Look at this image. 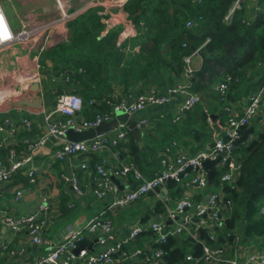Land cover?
<instances>
[{
    "label": "trees",
    "instance_id": "trees-1",
    "mask_svg": "<svg viewBox=\"0 0 264 264\" xmlns=\"http://www.w3.org/2000/svg\"><path fill=\"white\" fill-rule=\"evenodd\" d=\"M235 1L128 0L123 10L136 31L129 44L128 41L117 43L118 28H111L101 36L105 17L100 13L101 7L88 8L68 22L69 35L64 41L40 54L38 62L43 86L45 89L51 87V79L65 77L66 85L56 83L52 89L57 94L78 93L83 100V119L91 120L97 112L112 115V105L129 95L148 91L151 87L162 93L167 86L181 82L184 56L206 42L198 51L200 63L188 87L200 96L205 107L197 106L189 112L184 122L166 137L159 140L152 137L149 132L154 128L143 130L139 140L129 132L128 139L114 147L120 159L133 162L144 177H152L160 166L159 152L170 141L177 140L189 146L191 152L198 151L211 141L214 126L210 113L219 114L220 124L236 117L241 112L232 115L224 108L240 104L264 85V0H240V6L225 19ZM187 21L193 26L187 27ZM225 75L231 77V82L222 102L212 86ZM217 104L224 108H218ZM249 126H243L242 133ZM254 128L252 136L233 153L241 163L235 185L222 187L226 195L223 200H231V210L224 214L222 228L208 229L202 237L203 241L220 248L226 243L230 245L228 250L222 248L221 259L233 255L232 240L236 232L242 234V242L264 235V213L259 211L264 201V124L260 129ZM219 135L225 136L224 132ZM11 149L19 154L25 150V145L20 140L12 148L0 147V160L6 163ZM95 162L92 161V168ZM15 177L25 178L21 171ZM217 179L218 176L214 182ZM166 188L169 201L186 196V188L174 180H168ZM201 194L193 197L199 200ZM146 197L152 198L151 210L146 209L141 215L131 211L132 215L139 216L142 226L138 236H153L150 249H159L165 264H180L188 254L199 256L201 243L185 232L168 234L162 242L155 240L145 223L152 212L155 216L165 215V207L153 193ZM110 213L112 210L108 211ZM171 227L166 225L167 230ZM208 232L213 234L214 240H210ZM90 242L84 237L79 244ZM146 253L147 250H143L142 254ZM127 264L140 263L129 261Z\"/></svg>",
    "mask_w": 264,
    "mask_h": 264
},
{
    "label": "built area",
    "instance_id": "built-area-1",
    "mask_svg": "<svg viewBox=\"0 0 264 264\" xmlns=\"http://www.w3.org/2000/svg\"><path fill=\"white\" fill-rule=\"evenodd\" d=\"M127 1L108 0L106 4L104 0H88L86 3L83 2L80 8L70 11L67 1L55 0L57 10L55 17L41 22L37 18L27 16L22 19L21 27L17 32H14L0 1V17H2V21H0V50L9 45L18 44L26 51L37 52L36 62L28 66L31 71L29 74H23V71L18 73L0 72V147H9L11 138L15 135H20L21 141L25 145V150L21 154H17L14 149H11L7 162L0 160V186L13 182V180L16 181L15 183L18 182V187L13 191V200H20L24 195L22 184L19 183L21 180L15 177L19 171L22 172L28 184H36L40 167L35 157L49 139L61 140L53 153V158L57 160L78 154H94L101 150L111 152L119 143L125 142L128 134L126 123H118L116 128L111 131L102 132L90 139L71 142L64 138L67 128H73L76 131L93 128L103 121L110 120L117 111L123 110L132 115L149 105L164 104L169 101L170 96L177 94L184 95L186 99L179 108L174 121L182 117L184 113L189 114L199 105V96L190 91L188 87L194 72L199 66L198 51L206 42L184 56V68L180 83L167 87L166 92L163 94L152 89L137 93L134 97L129 95L117 104L112 105V115L97 112L91 120L79 118L77 115L83 108L82 97L74 92L57 94L54 90L53 93L57 94V97L54 101L53 110L50 113H43L46 122L44 133L36 136L32 134V120L29 117L21 118L18 123L13 122L5 115L3 116L6 108H1L2 105L20 100L25 96L31 98L37 96L39 91H31L30 86L33 83H38L41 86L37 73L39 68L38 59L40 54L48 47L45 41L47 36L56 29L67 26L68 22L77 13L88 8L99 6L103 11H100V13L105 15L104 7L123 8ZM239 2L240 0H236L233 3L225 19H228L235 9L240 6ZM186 26L191 27L193 23L187 21ZM183 46H186V44H183ZM64 80L67 79L64 77ZM230 82L231 77L225 75L222 81L216 85V91L222 102L225 100ZM263 106L264 85L246 98L245 106L239 115L231 117L225 122L224 137L213 131L211 141L205 143L203 148L194 154H189L184 149L178 148L175 141L165 146L161 153L160 168L152 177H144L131 161L123 162L120 158L114 156V161L111 163L107 158H100L94 163L93 188L91 190L93 196L98 200H102L108 194H112L113 199L107 209H114L135 203L149 193H153L158 200L163 202L165 207V218L160 221H150L147 225V228L155 235V240L162 242L168 234L178 235L185 232L202 245V253L199 256L194 257L188 254L180 264H214L215 262H221L222 264H264V235L261 237L262 247L260 250L249 251L246 249L240 251L239 246L243 237L241 233L236 232L232 240V246L235 247L233 256H226L222 259L220 258V252L222 248L230 249L229 244H223V247L220 248L216 245H210L203 241V238H200L199 229L201 228L205 229L204 233L208 229L222 228L224 214L227 209L232 207L230 199L223 200L226 195L222 188L203 195L199 200L190 196L181 197L174 206L169 205L170 201L165 194L167 189L164 192L168 180H174L178 185L194 190V193L207 190L208 180L205 171L201 167L202 162L207 159L213 160L223 151L231 148L234 140L241 136L242 127L249 126ZM224 110L226 112L232 111L228 106ZM210 122L215 127L211 118ZM146 124L147 120L143 118L135 120V126L139 130H142ZM217 166L220 167V170H218L219 181L224 185L233 187L241 163L237 161L233 153L228 152L221 158ZM87 167L88 163H81V168ZM128 175H131L132 187L127 191H121L112 178L117 179ZM62 178L71 184L72 190L77 195L83 193L78 178L74 174L70 176L64 174ZM50 211L51 202L47 200L46 195H41L35 209L26 215H10L0 208V223L7 231L12 234L25 232L31 243L44 246V252L26 264H127L129 261L140 264H165L159 249H148L147 253L143 255L144 249L142 247L133 248L132 250L126 248V245L134 240L142 230L140 224L133 225L129 234L123 240H116L113 233L112 219L105 214V211L91 217L81 228L68 226L64 231L62 240L59 242L54 243L47 240L43 237V233L48 226ZM259 211L262 214L264 213V201L260 204ZM167 224L172 225L170 230L166 229ZM86 233L96 237V243L99 246L97 251H90L86 245L79 244ZM208 234L210 240H214L213 234H210V232ZM78 248L80 249L76 253L75 251ZM0 250L8 251L11 255L15 253V251H9L6 239L0 240ZM19 253H22V249L19 250Z\"/></svg>",
    "mask_w": 264,
    "mask_h": 264
},
{
    "label": "crops",
    "instance_id": "crops-1",
    "mask_svg": "<svg viewBox=\"0 0 264 264\" xmlns=\"http://www.w3.org/2000/svg\"><path fill=\"white\" fill-rule=\"evenodd\" d=\"M54 1L53 0H16L19 9L18 11L19 27L17 28V30H19V28L21 27V23L23 21L22 19H24L27 16L37 18L41 22H45L48 19L55 17L57 15V12L55 10V7H53ZM65 1L69 3L70 11H74L80 8L78 6L82 5V3L84 2L83 0H71L74 3L72 4L70 0H65ZM104 1L106 4L108 3V0H104ZM72 5H73V9H72ZM104 8H105L104 9L105 17L102 19L103 30L101 32V36L106 34L108 30L111 28H118L119 34L117 37V43L121 44L125 41H128L127 44H129V41L134 38L136 31L134 29L133 24L129 20L127 13L123 10V8L120 7H115V8L104 7ZM83 12H79L77 13V15ZM6 16L12 28L15 30L16 27L13 26V24L11 23L10 16L7 13ZM53 35L56 37L55 40L54 38H52ZM68 35H69L68 26L65 27L62 26L56 29L52 34L46 37L45 41L49 45L47 48L51 47L56 43L64 41V39ZM36 55H37L36 51H26L22 46H19L18 49H15L13 48V45L12 46L9 45L4 49L0 50V72L11 71L13 73H18L20 71H23V74H29L31 71L28 66L33 64V62H36L37 60ZM51 81L53 85H51V87H48V89H45L43 86V81L40 80L41 86H43L44 88V91L41 94V97L43 98V106H44V111L42 113H31L21 109L10 108L8 106L4 110L3 116L5 115L9 117L13 122L16 121L18 123L20 122L21 118L29 117L32 120V127H33L32 134L36 136L44 133V131L46 130V123L44 120L43 113L52 112L54 107V101L55 98L57 97L56 96L57 94L53 93L52 88L56 83H61L66 85L64 77H61L60 79H57L55 81L51 79ZM220 81H222V78L217 79L212 86L215 92H217L216 85ZM152 89L158 92L157 89L154 87H151L149 90ZM165 92L166 89L164 90V92L162 93L158 92V93L163 94ZM54 95L56 96L55 98ZM134 95L135 94H133V97ZM246 98H244L240 104L239 103L232 104L231 107L232 111H230L232 115L239 114L242 111V109L245 106ZM185 99L186 97L184 95H179V94L172 95L170 96L169 101L164 104L149 105L145 109L134 113L133 116L135 120H137L138 118H143L147 120V124L143 127L142 130H140V132H142L143 130L145 132L148 129L154 128L155 130L149 132V134H151L152 137L156 138L157 140L166 137L171 131L175 130L178 126H180L184 122L185 120L184 118H187V116L189 115L188 113L187 114L184 113L182 117L174 121V119H176L177 117L179 108L183 105ZM198 106L204 108L205 107L204 101L202 100ZM220 107L222 108L223 106ZM214 115H217L215 121H213L212 118L211 120L217 127H212V132L215 131L219 135L221 132H224V127L226 125L224 120L222 122L223 124L222 123L220 124V121L218 119L219 117L218 113ZM77 117L85 118L82 115V111L77 115ZM250 124H251L250 126H253V128L255 126H258V129L262 128L264 124V106ZM127 132L129 133L131 131L128 129ZM11 139H12L10 142L11 145L9 146L10 148H12L13 144H17L21 140V136L15 135ZM127 139H128V134L126 140ZM65 140L67 139L65 138ZM50 141L51 142H49L48 145L46 143L44 148L40 149L37 152V155L35 157V160L40 167V174L37 178L36 184L33 185L28 184L25 178L19 181V183L21 182L22 184V188L24 192V195L20 200L17 201L13 200V191L18 187V182L13 183L12 185H10L12 183L10 182L0 186L1 209L5 210L10 215H16V216L26 215L31 213L35 209L38 201L40 200L41 195L43 196L46 195L47 200L51 202V211L49 215L48 226L43 233V237L54 243H57L62 240L64 231L68 226L81 228L85 224V222H87V220H89L91 217L95 215H98L99 213H101V211H105V214L112 219L113 228H114L113 233L116 240H123L129 234L130 229L132 228L133 225L141 224L139 221V216L132 215L131 211H137L141 215L142 213L145 212L146 209L151 210L152 198L144 197L135 203L123 207L107 209V207L111 203V200L113 199V195L108 194L104 199L98 200L93 196L91 192L93 188V177H94V172H93L94 167L92 168V161L93 160L98 161L100 158H107L111 163H113L114 156L118 158L120 157L119 151L113 148L111 152H108L106 150H101L94 154H89V155L78 154L70 157L66 156L63 159L56 160L53 158V153L56 146L61 142V140H50ZM168 141L169 140H167L166 142ZM172 141H175L178 144V148L184 149L189 154H194L197 152V151L191 152L189 146H184L180 144L177 140H172ZM172 141H170V143ZM162 152L163 150L159 152L160 159ZM19 154H21V152ZM82 162L88 163V167L84 169L81 168ZM123 162H126V160H124ZM217 167L218 166L215 165V170H218ZM64 174L67 176L74 174L78 178L79 184L80 186L82 185L81 187L83 189V193L81 195H77L72 190V188L69 187V185L71 184H68L66 181H64V179L62 178V175ZM130 177L131 175L130 176L128 175L127 177L117 178L118 179L117 185L121 191H127L129 188L132 187V181L130 180ZM165 194L167 196V192ZM195 194L196 193H194V190L186 189L185 190L186 196L183 197L190 196L194 198L193 196ZM174 200L176 202L178 199H174ZM110 210H112V214L111 213L108 214V211ZM164 218H165L164 214L155 216V214L152 212L151 217L148 219V221L145 224L147 226L150 221H155V220L160 221L163 220ZM5 239L9 251H15V253L11 255L8 253V251L0 250V264H26L27 262L34 260L36 257H38L40 254L44 252V246L36 245V244L33 245V243H31L30 241L29 236L25 232L12 234L11 232L7 231L0 223V240H5ZM85 239L91 241L89 244L86 245L87 247H89L90 251L98 250L99 246L96 243L95 236H91L88 233H86ZM153 239H154L153 236L150 235H140L136 237L134 240H131L126 245V248L128 250H132L133 248L142 247L144 250L145 249L148 250L150 249L151 241ZM244 242H242L239 246L240 251H245L246 249L249 251L252 250L258 251L262 247L261 238H258L256 240L246 241L256 244L255 247L254 245H249L245 247ZM21 249H22V253H19V250Z\"/></svg>",
    "mask_w": 264,
    "mask_h": 264
},
{
    "label": "water",
    "instance_id": "water-1",
    "mask_svg": "<svg viewBox=\"0 0 264 264\" xmlns=\"http://www.w3.org/2000/svg\"><path fill=\"white\" fill-rule=\"evenodd\" d=\"M30 90L31 91H39L37 97L31 98L29 96H25L20 100L9 102L8 106L10 108L21 109V110H25V111H28L31 113H42L44 111L43 98L41 97V94L44 91L43 86H40L38 83H33L30 86ZM210 117L212 118L213 121H215L217 115L210 114ZM118 123H126L128 129L131 131L132 135L136 138V140L140 139L141 132L135 126V118H134L133 114L130 115L123 110L117 111L110 120L103 121L101 124H99L98 126L93 127V128H88V129L83 130V131H76L73 128H67L65 133H64V137L68 141H71V142H78V141L90 139V138H93L97 134H100L102 132L111 131V130L115 129ZM215 127H217V126L215 125ZM253 133H254L253 126H249L247 129H245L243 131V133L241 134L240 137H238L237 139L234 140L231 148L226 149L219 156H217V158H215L213 160L207 159V160H204L202 162L201 167L207 175L208 186L213 184L214 178L219 174V172L217 170H215V165H217L220 162L221 158L225 154H227L228 152L234 153L235 148L239 144L246 142L248 140L249 136L252 135ZM49 142H51V141L48 140L47 145ZM112 179L116 184H118V181H117L118 179H116V178H112ZM15 182L16 181L13 180V182L10 185H12ZM68 184H70V183H68ZM69 187L72 188L71 185H69ZM165 189L166 188H164V191H166ZM204 231H205L204 228L199 229L200 238L203 237ZM79 249L80 248H78L75 252L78 253Z\"/></svg>",
    "mask_w": 264,
    "mask_h": 264
},
{
    "label": "rangeland",
    "instance_id": "rangeland-1",
    "mask_svg": "<svg viewBox=\"0 0 264 264\" xmlns=\"http://www.w3.org/2000/svg\"><path fill=\"white\" fill-rule=\"evenodd\" d=\"M1 1V3H2V5H3V7H4V10L6 11V13L10 16V19H11V23L13 24V26H15L16 28H15V30H14V32H17L18 30H17V28L19 27V19H18V11H19V9H18V5H17V3H16V0H0ZM54 1V0H53ZM71 1V0H70ZM84 1V3H86L88 0H83ZM72 2V1H71ZM72 4H74L73 2H72ZM78 6V5H77ZM81 6V5H80ZM80 6H78V7H80ZM53 7H55V10H56V3H55V1L53 2ZM72 9H73V5H72ZM56 12H57V10H56ZM52 38H54V40H55V36L53 35L52 36ZM19 46H21V45H18V44H14L13 45V48H15V49H18V47ZM49 46V45H48ZM38 70V75H39V78H40V80H42L43 81V79H42V74L40 73V69L38 68L37 69ZM33 72V71H32ZM44 73V72H43ZM44 77H46V78H48V75L47 74H45L44 75ZM46 89H48V88H46ZM56 96L54 95V98H55ZM8 106V103H6V104H4V105H2L1 106V108H6ZM217 106H218V108H220V104H217ZM223 108V107H222ZM43 116H44V114H43ZM46 123V122H45ZM256 128L258 129V126H256ZM217 169L218 170H220V167L218 166L217 167ZM217 170V171H218ZM218 176V175H217ZM223 185L224 184H222L220 181H219V179H217L211 186H209V188H208V190H204V191H201V193H202V195H206L207 193H210V192H215V191H218L220 188H222L223 187ZM206 191V192H205ZM176 204V202H175V200H174V202L173 201H171L170 202V204L169 205H171V206H174ZM231 210V208H229V209H227L226 210V212H229ZM249 245H254V247H255V245L256 244H253V243H250V242H244V246L246 247V246H249Z\"/></svg>",
    "mask_w": 264,
    "mask_h": 264
},
{
    "label": "snow or ice",
    "instance_id": "snow-or-ice-1",
    "mask_svg": "<svg viewBox=\"0 0 264 264\" xmlns=\"http://www.w3.org/2000/svg\"><path fill=\"white\" fill-rule=\"evenodd\" d=\"M0 21H2V17H0Z\"/></svg>",
    "mask_w": 264,
    "mask_h": 264
}]
</instances>
